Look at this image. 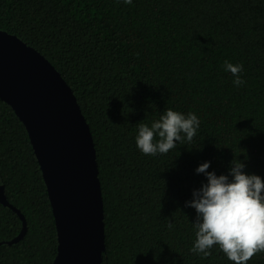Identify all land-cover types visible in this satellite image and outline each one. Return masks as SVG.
<instances>
[{
	"label": "trees",
	"instance_id": "obj_1",
	"mask_svg": "<svg viewBox=\"0 0 264 264\" xmlns=\"http://www.w3.org/2000/svg\"><path fill=\"white\" fill-rule=\"evenodd\" d=\"M0 29L38 50L71 87L92 134L100 181L102 264H233L190 251L205 181L241 159L264 177V0H0ZM225 61L241 63L239 87ZM195 112L191 142L146 155L139 123ZM0 264H52L54 217L27 130L0 99ZM171 222L172 227L168 224ZM247 264H264V250Z\"/></svg>",
	"mask_w": 264,
	"mask_h": 264
},
{
	"label": "water",
	"instance_id": "obj_2",
	"mask_svg": "<svg viewBox=\"0 0 264 264\" xmlns=\"http://www.w3.org/2000/svg\"><path fill=\"white\" fill-rule=\"evenodd\" d=\"M0 99L24 124L46 185L57 251L52 264H102L103 202L89 125L60 72L38 50L0 29ZM0 202L20 211L0 192Z\"/></svg>",
	"mask_w": 264,
	"mask_h": 264
},
{
	"label": "clouds",
	"instance_id": "obj_3",
	"mask_svg": "<svg viewBox=\"0 0 264 264\" xmlns=\"http://www.w3.org/2000/svg\"><path fill=\"white\" fill-rule=\"evenodd\" d=\"M223 68L232 74L235 86L245 83L241 63L225 61ZM199 127L195 112L167 108L158 119L138 124L136 147L146 155L165 154L178 144L191 142ZM210 164V160L198 164L195 171L206 179L185 201V206L195 209V240L190 251L208 256L213 245H218L233 264H247L257 251L264 250V177L245 171V162L238 158L229 162L227 172L219 174L209 170Z\"/></svg>",
	"mask_w": 264,
	"mask_h": 264
}]
</instances>
